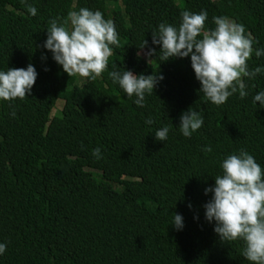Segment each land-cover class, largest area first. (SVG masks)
I'll return each instance as SVG.
<instances>
[{
  "label": "trees",
  "instance_id": "16d2710c",
  "mask_svg": "<svg viewBox=\"0 0 264 264\" xmlns=\"http://www.w3.org/2000/svg\"><path fill=\"white\" fill-rule=\"evenodd\" d=\"M80 8L112 20L119 40L106 70L82 86L42 47L50 20ZM185 10H206V30L226 16L264 49V0H0V71L32 64L38 73L29 97L0 100V264H251L242 240L220 241L203 205L223 160L240 150L264 178V108L253 103L264 72L245 78L243 99L207 101L190 57L161 62L152 44L159 24L178 27ZM152 47L158 55L146 56ZM247 63L264 68V56L254 51ZM124 70L163 75L144 107L109 76ZM189 108L204 122L185 137L180 116ZM163 127L167 139L155 140Z\"/></svg>",
  "mask_w": 264,
  "mask_h": 264
},
{
  "label": "clouds",
  "instance_id": "9594fccd",
  "mask_svg": "<svg viewBox=\"0 0 264 264\" xmlns=\"http://www.w3.org/2000/svg\"><path fill=\"white\" fill-rule=\"evenodd\" d=\"M26 6L32 16L37 14L35 7ZM207 17L206 10L199 13L182 11L178 27L159 24L158 30L152 32V44L160 46L161 62L190 57L195 77L201 85L200 93L207 101L221 106L233 94L239 93L241 99L248 95L245 78L254 79L264 72V68L250 69L247 61L254 51L257 58L264 56V49H254L253 45L258 42L246 34L245 26L226 16H214L215 28L206 30ZM49 23L47 39L42 47L52 53L53 60L62 66L63 71L69 77L78 75L91 80L100 77L113 54L111 46L119 47L114 22L105 20L99 10L80 8L79 11H70L66 18L56 17ZM147 46L148 41L144 40L140 49ZM158 54L152 47L146 56ZM42 59H46L43 54ZM37 76L32 64L26 69L0 71V100L10 102L29 97ZM109 76L129 98L136 97L134 103L138 107H144L146 93L152 94L159 81L164 79L158 72L145 76L130 70L123 73L111 71ZM257 102L264 108V91L254 96L253 103ZM203 122V117L189 108L180 116V131L183 136L191 137ZM145 123L154 121L148 118ZM168 132V127L157 130L155 140L164 142ZM202 151L210 153L212 148L205 146ZM92 154L96 159L101 158L99 148L93 149ZM221 168L222 174L214 178V187L205 189L206 195L212 194L203 205L205 219L209 223L215 222L214 232L222 243L242 240V256L251 264H264V178L261 166L247 151L240 150L238 155L232 154L224 159ZM172 227L176 230L183 228L180 214H175ZM6 247L5 243H0V255Z\"/></svg>",
  "mask_w": 264,
  "mask_h": 264
},
{
  "label": "rangeland",
  "instance_id": "374dc122",
  "mask_svg": "<svg viewBox=\"0 0 264 264\" xmlns=\"http://www.w3.org/2000/svg\"><path fill=\"white\" fill-rule=\"evenodd\" d=\"M232 21V20H231ZM77 77H78V84H79V86H82V85H84L85 83H87V78H84V77H80V76H78L77 75ZM62 103V104H61ZM64 104V101H62V100H60L59 102H58V106H57V108H56V110H54V112L52 113V115H58L59 114V111H60V109H61V105H63Z\"/></svg>",
  "mask_w": 264,
  "mask_h": 264
}]
</instances>
